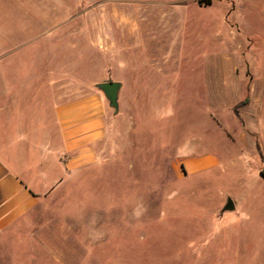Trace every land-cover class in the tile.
<instances>
[{
    "label": "rangeland",
    "instance_id": "obj_1",
    "mask_svg": "<svg viewBox=\"0 0 264 264\" xmlns=\"http://www.w3.org/2000/svg\"><path fill=\"white\" fill-rule=\"evenodd\" d=\"M37 92L109 110L102 162L32 217L77 222L66 264H264V0H0V118Z\"/></svg>",
    "mask_w": 264,
    "mask_h": 264
},
{
    "label": "crops",
    "instance_id": "obj_2",
    "mask_svg": "<svg viewBox=\"0 0 264 264\" xmlns=\"http://www.w3.org/2000/svg\"><path fill=\"white\" fill-rule=\"evenodd\" d=\"M15 97L0 118V264H66L54 240H70L77 222L32 217L48 197L102 162L109 110L95 94L62 102L37 92L27 104ZM217 164L213 155L185 159L189 173Z\"/></svg>",
    "mask_w": 264,
    "mask_h": 264
},
{
    "label": "water",
    "instance_id": "obj_3",
    "mask_svg": "<svg viewBox=\"0 0 264 264\" xmlns=\"http://www.w3.org/2000/svg\"><path fill=\"white\" fill-rule=\"evenodd\" d=\"M97 87L104 93L106 99L109 101L110 107L114 108L116 112L119 111V98L122 90V83L118 81L103 82L97 84ZM235 202L229 198L224 207V211L235 210Z\"/></svg>",
    "mask_w": 264,
    "mask_h": 264
}]
</instances>
